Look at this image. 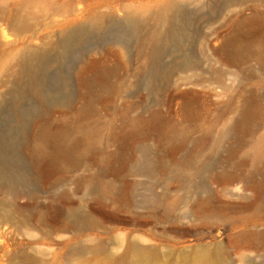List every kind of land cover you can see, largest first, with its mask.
Segmentation results:
<instances>
[{
    "label": "rangeland",
    "instance_id": "1",
    "mask_svg": "<svg viewBox=\"0 0 264 264\" xmlns=\"http://www.w3.org/2000/svg\"><path fill=\"white\" fill-rule=\"evenodd\" d=\"M166 1L0 0V136L11 132L9 121L14 117L7 104L9 91L29 95L23 104L32 108L34 117L33 108L41 106L35 96L42 94L46 108L55 111L53 119L63 121L73 137L83 140L63 172L88 174L97 170V162L110 165L109 153L123 143L120 126L160 112L172 126L193 134L181 151L165 154L167 163L194 149L199 170L159 172L157 153L151 151L144 165L147 173L127 174L108 195L78 192L75 182L68 183L65 188L72 192L81 216L88 213L99 222L83 233L79 247L103 246L98 259L84 251L75 264L264 263V252L230 246L233 236L264 232V211L256 209L264 204V25L255 26L247 55L237 62L219 52L243 17L264 13V3L249 1L222 11L218 0H180L189 11L183 47L167 41L172 55L165 63L187 54L194 65L159 79V89L151 94L145 76L155 21L133 29L126 23V9L144 13ZM93 15L100 21L93 23ZM24 50L28 62L23 65ZM249 102L254 113L248 126L234 128ZM185 103L191 105L189 115L181 111ZM30 132L31 122L19 135L16 149L28 170L35 172L24 137ZM146 143L155 148L158 141L151 138ZM123 146L122 158L129 162V145ZM131 165L126 172H131ZM120 195L131 202L128 212L121 209ZM47 201L43 197L42 202ZM221 203L251 209L230 213L218 208ZM136 215L147 223L136 225ZM27 230L2 221L0 213V264H18L23 250L38 264H52L55 245H19L33 241L30 232L39 235ZM130 243L150 253L140 258L128 250Z\"/></svg>",
    "mask_w": 264,
    "mask_h": 264
},
{
    "label": "bare ground",
    "instance_id": "2",
    "mask_svg": "<svg viewBox=\"0 0 264 264\" xmlns=\"http://www.w3.org/2000/svg\"><path fill=\"white\" fill-rule=\"evenodd\" d=\"M249 1L264 3V0H218L217 2L220 10L224 11L230 6L244 5ZM152 18H154L155 27L149 33L154 44L145 77H147L149 91L154 94L160 87L159 79L169 78L176 71L189 70L194 64L187 54L177 55L169 64L165 63V58L172 55L165 45L167 41L174 44L177 49L183 47L182 34L189 18L187 7L180 0H167L157 9H147L144 13L138 8L126 9V23L133 29L138 30L148 25ZM91 19L93 23L100 21L97 15L91 16ZM256 25H264V13L243 17L225 40L219 51L220 54L234 63L245 57L250 47L248 39L257 31ZM27 56L25 51L21 59L22 64L28 62ZM35 97L41 106L33 108L37 112L34 117L32 108H27L23 104L29 98L26 92L11 90L7 94L8 108L14 113V117L9 121L11 132L5 137L0 136V213L2 221L14 223L22 230L39 232V235L26 232L34 237L33 241L20 242L19 245L30 246L34 243L55 245L52 264H75L77 257L84 251L91 252L94 258L98 259L100 256L98 250L103 249V246L99 245L79 247L83 233L97 228L99 222L90 218L88 213L81 216L72 192L65 188L68 183L75 182V189L78 192L87 194L102 192L103 195H108L109 190L115 187V182L125 179L127 174L138 176L147 173L143 172L144 165L151 151L157 153L159 172H182L192 167L198 170L200 168L194 149H189L188 153L180 159L175 158L172 161L173 164L169 161L167 163L165 154H172V152L176 154L181 151L193 134L186 128L172 126L169 118L156 112L148 119L138 116L132 123H125L119 127L118 136L123 143L109 153L110 165L97 162V170L88 174L63 172L78 153L83 140L73 137L63 121L53 119L55 111L46 108L44 105L46 98L42 94H37ZM158 103L161 104V101ZM253 107L252 102L246 103L234 128L245 129L248 126L254 113ZM1 108L0 105V113ZM181 111L183 115H189L190 103L183 104ZM31 116L33 119L30 121ZM29 122H31V132L24 137L27 138L26 151L35 172L28 170L24 159L16 149L19 135L25 133ZM220 135V133L217 135V141H220ZM151 138L158 141L155 148H151L146 143ZM136 139H141L143 142L136 145L134 142ZM123 144L129 145V162L122 158L125 149ZM129 163L132 164V170L126 172ZM89 167H94V164L91 163ZM197 169L196 172H198ZM45 193L46 196H44ZM43 197L48 198V201L42 202ZM119 198L122 204L121 209L128 212L131 209L130 200L125 195H120ZM22 199L26 201L22 202ZM153 207H155L154 204ZM220 207H225L224 209L230 213L251 209L246 206L223 203L218 204V208ZM259 208L264 211V204L257 206L256 209ZM132 221L136 225L147 223L138 215L133 217ZM254 225L256 226L257 223L255 222ZM55 236L62 239L56 240ZM230 246L235 251L248 250L260 254L264 252V232L248 231L233 236ZM128 250L133 251L140 258L150 253L149 249L133 243L128 245ZM39 262L31 255V252L23 250L18 264H38Z\"/></svg>",
    "mask_w": 264,
    "mask_h": 264
}]
</instances>
